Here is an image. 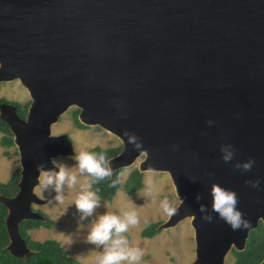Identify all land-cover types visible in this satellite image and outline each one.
Wrapping results in <instances>:
<instances>
[{"label": "water", "instance_id": "1", "mask_svg": "<svg viewBox=\"0 0 264 264\" xmlns=\"http://www.w3.org/2000/svg\"><path fill=\"white\" fill-rule=\"evenodd\" d=\"M14 78L31 100L25 118L0 102L20 164L17 192L0 194L12 254L31 252L19 221L45 219L32 208L45 201L36 165L74 151L67 133L51 132L71 105L82 123L119 137L113 171L142 156L140 171L168 172L179 211L157 227L190 217L195 240L193 260L175 264H225L259 221L264 229V0H0V81ZM222 144L235 149L230 163ZM249 159L250 171L233 167ZM213 182L237 193L248 228L201 219Z\"/></svg>", "mask_w": 264, "mask_h": 264}, {"label": "rangeland", "instance_id": "2", "mask_svg": "<svg viewBox=\"0 0 264 264\" xmlns=\"http://www.w3.org/2000/svg\"><path fill=\"white\" fill-rule=\"evenodd\" d=\"M0 95L6 99L18 101L21 106L31 99L27 88L18 78L0 81ZM69 106L51 125V132L58 134L65 132L69 136L73 146V153L59 154L54 158L70 166L72 171H77L75 155L80 151L99 144L102 146L116 145L121 142L119 137L106 130L99 124H89L79 128L72 120V108ZM28 108V106H27ZM1 136V134H0ZM16 145L3 146L0 142V181L10 177L13 170L20 167L19 155L15 151ZM142 156L125 166L119 173L120 186L117 188L111 200L101 199L102 206L96 210L93 216L81 219L82 214L75 206V200L80 192L81 184L85 177L78 174V181L74 188H65V197L62 203L56 202L55 193L44 191L39 176V182L35 186V192L45 201L33 204L44 211L54 224L51 227L40 225L29 230L32 237L44 239L53 237L60 241L69 254L77 257L81 264H97V257L102 248L87 241V236L92 222L96 216L105 212L117 215L127 210H135L139 216V223L129 228L125 233L132 247H138L143 252L140 264H175L176 262L189 263L195 256L194 230L190 223V217L179 220L175 225L161 228L151 237L140 235L141 229L148 221H163L168 215L163 212L160 202L168 198L173 205H177L181 197L176 194L172 180L167 171L145 170L143 171V186L134 193H127L123 189V182L128 173L138 166ZM151 190V194H149ZM230 251L225 256L224 263L231 264ZM127 264V262H125Z\"/></svg>", "mask_w": 264, "mask_h": 264}, {"label": "clouds", "instance_id": "3", "mask_svg": "<svg viewBox=\"0 0 264 264\" xmlns=\"http://www.w3.org/2000/svg\"><path fill=\"white\" fill-rule=\"evenodd\" d=\"M211 124V121H208ZM127 141L135 149L143 151L142 142L135 133L127 130L123 131ZM222 160L225 163L233 161L235 149L231 144H222L220 146ZM51 168L46 167L45 163L36 165L37 171L41 177V183L44 191L49 194L55 193L53 199L62 203L65 197V188H74L78 181V174L84 176L85 180L81 184L80 192L75 200L77 210L82 214L81 219L93 216L96 210L102 206L101 199L97 191L93 190V185L112 177L113 169L107 159L106 154L93 151H80L75 155V165L77 171H72L70 166L59 161L57 158L50 160ZM255 161L249 159L246 162H236L233 164L235 169L250 171ZM209 176L212 174L209 173ZM195 178H193V181ZM119 179L112 181L115 187ZM246 184L253 188H259V180H249ZM151 194V190L149 192ZM209 195L211 197V209L200 203L199 212L201 219L211 222L215 213L221 220L228 224L233 231L246 229L249 222L244 213L237 207L239 197L234 190L225 188L219 183L213 182L210 186ZM203 197L197 194L196 200L200 201ZM160 207L165 214L173 216L178 214V208L171 203L168 198L160 202ZM139 223V216L135 210H127L117 215L112 212H105L96 216L92 222L87 236V241L102 248L97 257V264H140L143 252L138 247L129 245L125 236L129 228Z\"/></svg>", "mask_w": 264, "mask_h": 264}, {"label": "trees", "instance_id": "4", "mask_svg": "<svg viewBox=\"0 0 264 264\" xmlns=\"http://www.w3.org/2000/svg\"><path fill=\"white\" fill-rule=\"evenodd\" d=\"M31 99H28L26 104L21 106L18 101L6 99L0 95V102L9 101L15 104L17 113L25 118L27 114V106ZM79 107L72 108V120L75 125L79 127H87V124L82 123L77 114ZM0 142L3 146L13 145V134L8 124L0 118ZM122 148V143L118 142L116 145L102 146L95 144L87 149V151L101 152L103 151L107 159ZM17 153V149H15ZM124 167L117 168L113 171L112 177L100 181L93 185V190L97 191L100 199L111 200L114 196L119 183L115 187L112 186V181L119 179V173ZM143 171H140L137 167H134L127 175L122 186L125 192L131 194L140 189L143 186ZM20 178V167L12 171L9 178L0 181V194L7 196L14 195L17 190V181ZM32 208L39 211L45 216V219L27 218L19 221V232L24 238L27 246L31 249V252L27 256H17L12 254L8 248L9 235L5 224V217L7 215V207L0 202V264H81L80 260L69 254L68 251L61 245L60 241L53 237H46L44 239H37L32 237L29 232L30 229L36 228L40 225L51 227L54 224V220L51 219L44 211L36 208L32 205ZM157 221H148L141 229L140 235L145 237H151L161 228L157 225L160 223ZM232 255L231 264H258L264 257V229L262 222L259 221L258 225L249 231L246 243L243 249L237 250L234 247L230 251Z\"/></svg>", "mask_w": 264, "mask_h": 264}, {"label": "flooded vegetation", "instance_id": "5", "mask_svg": "<svg viewBox=\"0 0 264 264\" xmlns=\"http://www.w3.org/2000/svg\"><path fill=\"white\" fill-rule=\"evenodd\" d=\"M74 123V122H73ZM75 125V124H74ZM75 126H77V125H75ZM77 127H79V126H77ZM79 128H84V127H79ZM229 251H231V249L229 250Z\"/></svg>", "mask_w": 264, "mask_h": 264}]
</instances>
